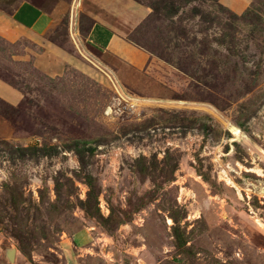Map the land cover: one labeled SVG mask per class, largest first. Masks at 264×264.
<instances>
[{"label":"rangeland","instance_id":"1","mask_svg":"<svg viewBox=\"0 0 264 264\" xmlns=\"http://www.w3.org/2000/svg\"><path fill=\"white\" fill-rule=\"evenodd\" d=\"M22 1L48 23L0 30V264H264V0H132L140 69L86 39L94 0Z\"/></svg>","mask_w":264,"mask_h":264},{"label":"crops","instance_id":"2","mask_svg":"<svg viewBox=\"0 0 264 264\" xmlns=\"http://www.w3.org/2000/svg\"><path fill=\"white\" fill-rule=\"evenodd\" d=\"M99 6L90 15L86 39L98 51L140 69L147 55L126 40L123 29H132L150 14V10L132 0H94ZM48 23L42 10L31 2L22 1L6 14L0 10V30L8 27L6 39L18 40L21 32L29 31L40 42V32ZM14 27V28H11ZM4 36V37H5ZM47 52L58 53L59 48L44 43Z\"/></svg>","mask_w":264,"mask_h":264},{"label":"bare ground","instance_id":"3","mask_svg":"<svg viewBox=\"0 0 264 264\" xmlns=\"http://www.w3.org/2000/svg\"><path fill=\"white\" fill-rule=\"evenodd\" d=\"M77 4V3H76ZM76 7V6H75ZM75 14V13H74ZM73 24V23H72ZM75 26V25H74ZM119 87V86H118ZM121 89V88H120ZM235 134H239L240 132L237 129H233Z\"/></svg>","mask_w":264,"mask_h":264},{"label":"water","instance_id":"4","mask_svg":"<svg viewBox=\"0 0 264 264\" xmlns=\"http://www.w3.org/2000/svg\"><path fill=\"white\" fill-rule=\"evenodd\" d=\"M13 254L14 253H9V257H10L11 260H13Z\"/></svg>","mask_w":264,"mask_h":264}]
</instances>
